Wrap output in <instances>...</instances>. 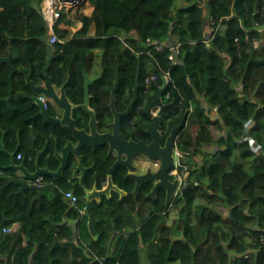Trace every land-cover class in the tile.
Segmentation results:
<instances>
[{
  "label": "trees",
  "instance_id": "obj_1",
  "mask_svg": "<svg viewBox=\"0 0 264 264\" xmlns=\"http://www.w3.org/2000/svg\"><path fill=\"white\" fill-rule=\"evenodd\" d=\"M90 1L93 14L77 17L82 27L71 40L67 37L75 24L64 15L55 24L57 36L66 43L53 45L49 75L62 86L68 76L74 79L90 66L97 51L101 74L110 78L109 85L119 66V110L131 99L139 64L140 83L155 74L153 82L160 87L161 77L167 76L162 96H167L168 107L161 121L167 135L186 114L175 146L188 153L183 163L192 189L181 203L174 201L180 209L167 224L166 208L162 204L147 208L142 200L147 187L141 198H135L120 172L115 182L128 194L120 199L115 193L91 203L95 220L91 235L86 228L88 215L80 218L78 210L85 206L81 191L62 186V191L79 198L75 207L57 191L46 190L38 202L32 189L17 196L19 189L6 186L1 178L15 179V173L0 169V231L11 230L0 237V264H264V0ZM41 2L0 0V58L11 55L15 70L11 75L10 68L0 63V140L13 152L18 138L16 156L23 155L31 169L28 159L37 135L44 134L38 142L43 144L54 134L60 146L65 143L61 135L68 137L64 129L34 118L37 108L26 98L31 91L25 76L35 84L44 80L46 47L39 39L48 30L33 8ZM92 23L95 34L88 37ZM208 23L210 33H206ZM147 40L153 41L152 46L144 47ZM171 41L180 43L176 62L168 60L167 49L160 53L154 48L158 44L166 48ZM70 62L79 72L68 67ZM72 83L66 92L78 104L82 99ZM92 93L98 121H111L105 90ZM136 108L143 118L144 104L138 101ZM212 128L223 136L215 140ZM254 144L261 147L260 153L251 149ZM211 146L216 150L206 151ZM51 149L47 145L46 153ZM88 154L101 159L104 174L109 163L100 154ZM46 163L51 168L56 164L43 159ZM8 164L9 158L0 153V166Z\"/></svg>",
  "mask_w": 264,
  "mask_h": 264
},
{
  "label": "water",
  "instance_id": "obj_2",
  "mask_svg": "<svg viewBox=\"0 0 264 264\" xmlns=\"http://www.w3.org/2000/svg\"><path fill=\"white\" fill-rule=\"evenodd\" d=\"M33 8L40 14V9L36 3L33 4ZM47 50V58L45 61V65L42 69V78L44 80L47 79L45 71L47 70L50 62L54 58V54L52 49L48 43V36L45 35L39 39ZM0 63L7 65L10 68L11 75L15 72L14 68L11 65V55L8 57L0 58ZM119 66L117 65V69L115 71V85L112 89L111 94V102L110 106L112 108V119L106 123H100L96 119V115L93 114L92 111L88 109V97L84 103L81 104H72L70 103L68 97L65 94L64 84L59 90H57L51 79L47 80V83L36 85L30 78V76H25L26 85L31 90V95H29L27 100L30 104H33L37 108V113L34 115V118L41 117L44 119L43 123H49L51 126L56 128L64 129L69 135L70 139L67 140L62 146H60L59 142L55 140L54 148H53V156L54 161L56 163V169L52 170L47 165L44 168L40 167V155L46 153L47 144L44 150L38 152L34 145L32 146L33 153L36 155V159L34 162V171H30L27 168L25 160H21L17 162L16 155L19 148V140L17 138V147L13 152H9L5 149L3 138L0 140V153H4L9 158V164L6 166H0L1 170H11L13 173L17 174L15 179H8L6 177H1L6 181V186L14 185L19 190L16 195L24 196L25 192L29 189L35 190L37 192V201H41L44 190L50 188L55 191V188L52 185H39L41 178L46 177L51 180L59 179L60 176H57L60 172L69 168V163H71V178L74 179L78 173H80L81 178H83V157L81 155L82 149H88L92 152H96L97 150H107V156H111L114 159L113 165L107 171V177H109L108 182L110 183V177L113 173V169L116 167L125 168L129 175L126 176L131 178L135 183L134 194L137 195L139 187L141 183H149V182H157L153 191L150 193L151 197H154L155 189L160 186V182H168L165 175L166 170H171L174 167V138L179 129L183 126V120L185 119L186 114H184L183 118L180 120L179 124L174 127L170 133L169 137L166 139V149L168 151V169L164 171V175L162 170H159L157 174H151L149 170H147L144 174L135 175L134 173L138 170L136 166L133 165L134 159L139 155H145L151 159L159 158L156 153H153V149L155 147L156 140L160 141V119L163 115L164 110L168 107V105H160L158 99L165 89L167 85V77L162 76V85L157 87V93L155 99L151 102L150 106L145 112L146 117L151 121L147 126V130L144 133L151 139V142L146 145L141 142L134 141H126L120 130V120L122 117L126 116L129 110H131L132 104L134 103L137 96V88H138V78H139V69L140 64L137 67V72L135 75V85L133 88L134 98L131 101L128 110L125 113H116L114 110V97L115 92L117 90L118 85V72ZM11 82V79H10ZM12 93V85H9V96L7 101L10 100ZM43 100H49L51 108L53 110L54 115L51 116L49 111L44 108ZM153 107L159 108L158 113L153 115L150 112V109ZM81 123V124H80ZM82 125V126H81ZM81 126V127H80ZM156 136L158 137L156 139ZM71 157L67 167L66 164ZM165 176V178H164ZM189 173H185L184 181L186 182V186L182 189V195L185 197L187 192L192 189V187L187 183ZM147 177H151L150 180H147ZM167 186V201L170 200V197L175 193L176 188L178 187L179 180L175 179L173 182H168ZM107 190V189H106ZM105 189H101L96 191V189H92L93 192L87 193L85 198L83 199L88 203L87 205V215H88V228L91 235H94V214L92 211V202H99L100 198L106 193ZM96 191V192H95ZM116 191L119 193V196L122 197L125 195L124 191L116 188ZM1 238L4 234L0 233Z\"/></svg>",
  "mask_w": 264,
  "mask_h": 264
},
{
  "label": "flooded vegetation",
  "instance_id": "obj_3",
  "mask_svg": "<svg viewBox=\"0 0 264 264\" xmlns=\"http://www.w3.org/2000/svg\"><path fill=\"white\" fill-rule=\"evenodd\" d=\"M72 38L73 37H71L70 40ZM65 43L63 45H65ZM50 47H51L52 52L54 54L53 46H50ZM1 58H3V57H1ZM46 58H47V50H46ZM45 61H46V59H45ZM51 62H50V64H51ZM50 64H49L47 70L45 71L47 79L43 80L42 84L47 83V80L51 79L57 90H59L64 84H66L65 94L68 97L70 103H72V101L70 100V98L66 92V88H68L67 86L70 83V81H73L72 87L78 91V94L81 96V99H82V101L78 104L84 103L86 100V97H88V102H87L88 109L90 111H92L94 115H96L97 120H98L97 113H96L95 109L91 106V99L93 98L92 90L100 91V90L104 89L105 93L107 95V96L105 95V97L107 99L105 106H106V108L109 109V111L111 113V119H112L113 116H112V112H111L112 108L110 106V102H111L112 89H113V87L115 85V81H116L115 76H114L113 80L110 82L111 85H109L106 80L110 79V78L105 77L103 74H101L102 73L101 65L99 64V62L97 63L93 60V62L91 63L90 66H86V68L81 70L80 75H77L74 79L72 78V76H68L66 81L63 83L62 86H57L54 83L53 78L49 75ZM75 64H76L75 62H72V63L70 62L68 67H72L73 69H75V72H79V67ZM44 65H45V62H44ZM41 75H42V71H41ZM117 83H118V85H117V90L115 92L113 104H114L115 112L122 114L128 110V107L134 98V95H133L134 86L131 89L132 96H131L130 100L128 99L130 93L128 92V94L126 95V102H127V100H129L128 104H126L124 109L119 110L117 108L118 105H117V99H116L117 93H118L119 88H120L119 78H118ZM138 83L139 84H138V88H137L136 99H135L134 103L132 104L131 110H129V112L127 113L126 116L121 118L120 130H121V133H122V135L126 141L131 140V141H134L137 143L141 142V143L148 145L151 142V139L144 133V131L147 130V126H148V124H150L151 121L146 117L144 112H146V110L150 106L151 102L155 99L157 91L155 92V94L153 96V87L155 86L154 88H156L157 83L153 82V81L152 82L151 81L146 82V79L143 80V83H140L139 78H138ZM36 85H40V84H36ZM134 85H135V78H134ZM139 89H140V92H139ZM162 93L158 99V102L160 105H167V103H166L167 96L166 97L164 95L162 96ZM149 96H150V99L148 101ZM151 96H153V97L151 98ZM138 101L142 102V104H144V106H145L144 112L142 114L144 116L143 118L140 116L141 113H139V108H136V104L138 103ZM73 103H75V102H73ZM44 108L49 111L51 116L54 115L49 100H44ZM158 111H159V108H157V107H153L150 109V112L153 115H156V113H158ZM183 116L180 118V120L183 118ZM36 119L40 120L42 125H49L50 126L49 123H46V124L43 123V121H44L43 118L38 117ZM161 119H162V117H161ZM161 119H160V130H159L160 141L157 142V140H156L155 147L157 148V150L156 149L152 150L153 153H156L159 158L154 160V159H151L145 155L137 156L133 161V165L136 166L138 169L134 173L135 175L144 174L147 170H149L150 173L153 175L157 174L159 170H162L163 175H164V171L166 169H168V151L165 147L166 139H167V137H169L170 131L179 124L180 120L177 124H174L170 128L169 133L166 135L164 130L167 127L165 126V128H163V124H162ZM184 120H183V124H184ZM36 131L40 132L38 130H36ZM51 132L52 131H50L48 134H50ZM43 135H44L43 133L37 135L36 138L32 140V144H31V150H33L32 149L33 145H35V144L40 145V147H37V149H36L38 152L44 150L46 144L47 145L50 144L52 146L50 153H43L42 155H40L39 163H40L41 168H44L47 165V163L45 165L42 164L43 159H47V160L49 159L51 161L54 160L53 148H54L55 140L57 142H59L56 135L50 134V135H48L49 140L45 141V143H43V144L38 143L42 139ZM157 138L158 137L156 136V139ZM69 139H70L69 135H68V137H64V135H61V140H65V142H66ZM173 143H174V148H173V152H174L175 148H176V146H175L176 135H175ZM19 147H20V141H19ZM99 152H101V154ZM88 153L100 154L102 156V158L106 161V163L107 162L109 163L104 174L102 173V170H101L102 169L101 168V163H102L101 159L100 158L94 159V158L90 157L89 156L90 154H88ZM81 155L83 157V160H82L83 169H84L83 170V173H84L83 178H81L80 173H78L74 179L71 178V170H70L71 169V163H69V161L71 160V157H69V160L66 164V167H67V165L69 163V168L63 170L62 172H60L57 175V176H60L59 179L51 180L49 178H46V177L43 178L42 177L38 184L39 185H52L55 188V191L60 192V193L62 192V186H69L74 191H77V192L81 191L80 192L82 194L81 197L85 196L87 193L93 192L92 189H96V191H99L101 189H105V190L107 189L106 193H108L109 195L105 196V194H104L102 197L110 198L115 193H117V195H119V193L116 191V188H118L119 186L115 182L114 178L116 175H118V173L122 172V178L129 183L128 185L131 186V191H132V194L134 195L135 198H137V199L141 198V197H139V194L141 196L142 195L141 194L142 189L144 187H147L148 192H146L144 194V197H142V200L146 201V202H144V204L149 209H154L155 204H162L163 207L166 208L167 212H169L170 209L174 206L173 203L175 200H178L181 203V200L184 199V196L182 195V189H184V187H185L184 186L185 174L182 177H180V169H178L176 167V158H175L174 153H173V155H174V167L169 171L168 170L165 171L166 178H165V176H164V178L167 179L168 182H173L175 179H178L179 183H178V187L175 190V193L170 197L169 201L166 200L167 199V186L169 184L166 181H164L163 183L160 182V186H158L154 191V197L153 196L151 197L150 193L153 191V189H154L155 185L158 183V181L157 182L152 181L149 183H141L139 190H138V193H137V195H135L134 194L135 183L131 178L126 177L129 175V173L125 168L116 167L115 169H113V173L111 174V177H110L111 182L109 183L108 182L109 177H107L109 175H107V171L113 165V163L115 161L113 158H111V156H107V150L106 149L105 150H103V149L97 150L96 152H92L88 149H82ZM29 158L30 159H28V162L34 163L35 159H36V155L34 153H32V155ZM22 159L25 160L24 156L20 155V159L18 161L20 162ZM26 166L28 169H30V171H34V164H33L32 169L29 168V166L27 164H26ZM47 166L52 170L56 169V164H55L54 168H51L49 165H47ZM67 173H68V176H67ZM150 178L151 177H147V180H150ZM98 182L100 184L102 183L101 187L98 186ZM120 190H121V188H120ZM122 191H124V189H122ZM124 193H125V195L122 197H125L128 194L126 191H124ZM122 197L119 196L120 199ZM87 205H88V203H87ZM80 218H82V217H80Z\"/></svg>",
  "mask_w": 264,
  "mask_h": 264
},
{
  "label": "built area",
  "instance_id": "obj_4",
  "mask_svg": "<svg viewBox=\"0 0 264 264\" xmlns=\"http://www.w3.org/2000/svg\"><path fill=\"white\" fill-rule=\"evenodd\" d=\"M83 0H42L41 3V13L42 17L47 25V35H48V43L49 45H56V44H64V40L59 39L55 32V24L57 23L58 19L61 17L62 14L65 15L66 20H70L71 18L69 15H77V10L80 9V4ZM152 42L147 40V44L152 46ZM156 51L162 53L166 49L168 50V60L171 62H176L177 55L180 50V43L176 41H171L168 47L165 48V45L158 44L154 47ZM146 82H152L157 79L155 74H150L148 77L145 78ZM43 101V99H42ZM188 153H180L178 150H175V158H176V167L180 169V177L184 175L186 170V166L183 163L185 157ZM20 159V155L17 156V160ZM62 198L68 202V204L72 207H75L79 201V198L73 194L72 191H62ZM86 207L80 210V213H84ZM4 232H9V230H4ZM264 242V240H262Z\"/></svg>",
  "mask_w": 264,
  "mask_h": 264
},
{
  "label": "rangeland",
  "instance_id": "obj_5",
  "mask_svg": "<svg viewBox=\"0 0 264 264\" xmlns=\"http://www.w3.org/2000/svg\"><path fill=\"white\" fill-rule=\"evenodd\" d=\"M86 2H89V0H83L82 1V3L80 4V9L79 10H77L78 12H77V16L75 17V20L77 21L78 19H77V17L79 16V15H86V14H88V15H91V14H89L90 12H91V10H90V6H88V3H86ZM210 24L208 23L207 24V30H206V33H210V26H209ZM89 36H90V30H89ZM92 36V35H91ZM191 132H192V134L193 135H195V133H196V127H192L191 128ZM211 132H212V135H213V137H214V139L215 140H217L218 138H220L221 136H223V132H220L218 129H211ZM214 149L215 148H213V146H211V147H208V148H206V151H208V152H212V151H214ZM253 149H255L256 150V153H258L259 151H260V147H257L256 146V144H254V147H253ZM216 150V149H215ZM202 159H203V155L201 154V155H199V157H198V162L199 163H201V161H202ZM179 209H180V206H173L171 209H170V211H169V216L167 217V224H171L174 220H175V218L177 217V215H178V211H179ZM219 211L221 212V214L223 215V217H226L227 216V211L225 210V209H223V208H221V209H219ZM178 219V218H177ZM176 219V220H177ZM86 228H87V231H88V233L89 234H91L90 233V231H89V229H88V227L86 226ZM250 243H251V241H252V239L250 238L249 240H248Z\"/></svg>",
  "mask_w": 264,
  "mask_h": 264
},
{
  "label": "crops",
  "instance_id": "obj_6",
  "mask_svg": "<svg viewBox=\"0 0 264 264\" xmlns=\"http://www.w3.org/2000/svg\"><path fill=\"white\" fill-rule=\"evenodd\" d=\"M86 3H88V6H90V10H91V12L89 13V14H91V15H88V14H84L85 16H87V17H91L92 16V14H93V10H94V6L91 4V1L89 0V2H86ZM62 15H64V14H62ZM65 16V15H64ZM77 15H72V13L69 15V17L71 18L70 19V21L71 22H73L75 25H74V27L71 29V32H70V34H69V36L67 37V38H70L71 37V35H74L81 27H82V22H81V20H75V17H76ZM89 30H90V36H89ZM94 34H95V25L92 23V24H90V26H89V29H88V32H87V36L88 37H93L94 36ZM92 35V36H91ZM119 38H120V40H123L124 38L123 37H121V36H118ZM66 38V39H67ZM146 46V44H144V47ZM148 50H146V52H147ZM94 53H97V55H98V52L96 51V52H94ZM147 54H148V52H147ZM97 55H94L95 56V59H94V61L95 62H97L98 63V61H99V59H98V56ZM254 151H255V149H254ZM259 153V152H258ZM34 164V163H33ZM16 175V174H15ZM46 190H48V191H53L52 189H50V188H48V189H46ZM46 190H44V192L46 191ZM43 192V193H44ZM54 192V191H53ZM56 192V191H55ZM18 196V195H17ZM19 196H21V195H19ZM43 196V195H42ZM22 197H24V196H22ZM37 198V197H36ZM42 199V198H41ZM36 200V199H35ZM37 201V200H36ZM38 202H40V201H38ZM85 215H87V213L86 212H84V213H80V217H84ZM87 219H88V216H87ZM87 227H88V220H87ZM89 229V228H88ZM0 233H1V231H0ZM5 236V235H4ZM3 236V237H4ZM1 237V236H0ZM2 237V238H3Z\"/></svg>",
  "mask_w": 264,
  "mask_h": 264
},
{
  "label": "clouds",
  "instance_id": "obj_7",
  "mask_svg": "<svg viewBox=\"0 0 264 264\" xmlns=\"http://www.w3.org/2000/svg\"><path fill=\"white\" fill-rule=\"evenodd\" d=\"M41 3H42V2H41ZM39 9H40V15L42 16V13H41V5L39 6ZM42 18H43V17H42ZM59 19H60V18H59ZM59 19H58V20H59ZM65 20H66V19H65ZM66 21H67V20H66ZM47 30H48V29H47ZM47 32H48V31H47ZM46 35H47V34H46ZM47 36H48V35H47ZM59 39H61V38H59ZM61 40H63V39H61ZM65 40H66V39H65ZM50 46H53V45H50ZM166 77H167V76H166ZM43 102H44V100H43ZM257 147H260V146H257ZM251 149H253V148H251ZM175 150H177V149L175 148ZM253 152H256V150L254 151V149H253ZM260 152H261V147H260V151H259V153H260ZM174 154H175V151H174ZM16 159H17V156H16ZM17 161H18V160H17ZM184 165H185V163H184ZM185 166H186V165H185ZM186 168H187V167H186ZM187 172H188V171H185L184 174L187 173ZM16 176H17V174H16ZM184 186H186V182H184ZM84 198H85V196H84ZM84 198H83V199H84ZM84 207H86V210H85V212H86V211H87V202H86V201H85V206H84ZM84 207H83V208H84ZM83 208H81V209H83ZM81 209H78L79 212H80ZM4 230H9V232H4ZM1 232L5 235V234H9V233L11 232V230H10V229H2ZM262 240H264V237L261 238V241H262ZM262 243H264V242H262Z\"/></svg>",
  "mask_w": 264,
  "mask_h": 264
}]
</instances>
